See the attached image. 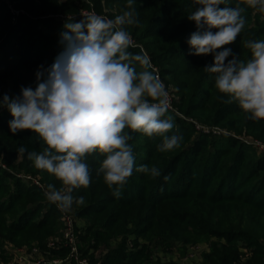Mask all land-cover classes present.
<instances>
[{
	"label": "trees",
	"instance_id": "obj_1",
	"mask_svg": "<svg viewBox=\"0 0 264 264\" xmlns=\"http://www.w3.org/2000/svg\"><path fill=\"white\" fill-rule=\"evenodd\" d=\"M238 3L245 8V26L236 41L225 47L246 61L251 53L245 43L264 40V13L249 8L243 0H230V6ZM126 5L127 0H0V100L4 94L20 95L22 86L35 89L39 66L52 65L62 51L59 34L65 30L63 25L71 17L73 22L83 19L81 8L114 19L127 10ZM134 6L139 23L124 27L147 51L150 61L159 65V75L176 88L177 110L198 123L225 128L229 134L198 131L193 122L174 115L175 126L168 135L182 136L181 146L162 153L157 149L161 138L131 133L135 167L119 199L102 176H97L105 157L99 152L88 156L85 162L92 182L72 193L85 198L84 205L72 207L77 217L86 220L79 252L98 264H172L153 262L148 244L134 243L129 249L124 235L131 232L149 243L157 240L167 249L176 241L214 238L204 254L205 263L264 264V155L239 137L264 143V120L248 118L237 102L225 103L229 97L215 88V74L205 68L213 63L212 54H189L194 50L187 40L196 26L187 15L198 7L193 0H134ZM128 51L144 54L138 45ZM136 67L141 70L138 63ZM12 119L7 108H0V232L8 239L25 230L46 237L60 226L59 211L40 188L28 185L9 169L39 174L46 188L52 184L59 190L62 183L36 169L27 153L17 166L19 146L40 152L43 141L30 130L13 134ZM140 165L155 166L161 175L152 178L140 173L135 170ZM186 228L192 232L188 239L180 236V229ZM118 235L122 240L93 260V253ZM37 238L39 248H45L43 238ZM241 247L249 252L245 259H241ZM66 252L63 247L50 250V255L64 257ZM4 259L0 249V260Z\"/></svg>",
	"mask_w": 264,
	"mask_h": 264
},
{
	"label": "clouds",
	"instance_id": "obj_2",
	"mask_svg": "<svg viewBox=\"0 0 264 264\" xmlns=\"http://www.w3.org/2000/svg\"><path fill=\"white\" fill-rule=\"evenodd\" d=\"M198 6L187 19L196 31L187 40L190 55L212 54L206 70L215 74V88L237 102L254 121L264 120V40H249L245 47L250 58L238 60L232 49L245 26V11L230 0H193ZM249 8L264 13V0H243ZM221 5H224L221 7ZM114 19L84 15L63 25L59 36L62 51L48 68L39 66L36 87H21L20 95H3L0 108H7L13 119L10 131L30 130L43 141L40 152L21 145L17 153L38 170L47 171L62 183L58 190L49 184L47 201L63 213L74 204L84 205V196L74 197V189L88 188L92 182L86 158L99 152L105 158L97 170L112 195L119 199L135 167L131 133L161 138L158 151L181 146L182 136L168 135L174 128L167 115L170 102L163 81L149 69L148 55L133 54L136 47L125 25L139 23L134 0ZM212 29H216L215 32ZM231 59H228L229 57ZM137 63L140 66L137 71ZM152 178L161 171L155 166L135 169ZM169 177L165 176L167 181Z\"/></svg>",
	"mask_w": 264,
	"mask_h": 264
},
{
	"label": "rangeland",
	"instance_id": "obj_3",
	"mask_svg": "<svg viewBox=\"0 0 264 264\" xmlns=\"http://www.w3.org/2000/svg\"><path fill=\"white\" fill-rule=\"evenodd\" d=\"M82 1L89 2V0H82ZM79 13L82 16L96 14L93 12V10H87L84 8H81L79 10ZM133 43L135 45H138L142 49V52L144 54L145 53L147 54V51L141 46V44L136 43L134 41H133ZM151 64H152L151 70L154 72V74H158L159 78L163 81L167 92L169 93V102H170L169 111L171 113V116L173 117L175 115V116H178L180 118H183V119L190 121L189 120V119H191L190 117H186L185 115H183L181 112H179L177 110L176 103L178 102L179 96H178V93L176 92V88L173 86V84L167 83L159 75V65L153 64L152 62H151ZM198 124H201L202 126L206 127V125H204L202 123H198ZM218 128H220V127H218ZM195 129H196V127H195ZM206 129L211 130L212 128L207 126ZM224 130L226 131V133H222V134H227L228 133L227 129L224 128ZM243 136L244 135L239 136L241 138V140H242V138H244ZM247 144L251 145L257 154H260L259 151L256 149V147H254L250 143H247ZM21 160H22V155H19L17 158V161H16L17 166L20 165ZM9 171L13 175L23 179L24 181H25V179L23 178V176L38 177L42 181V177L39 174L31 173V172H24L23 169H18V167L10 168ZM11 182H12V180H9V183H11ZM45 189H47V188L45 187ZM70 214L73 215V217H74V221H75V225H74L75 228L74 229L76 231L77 238L79 239V236L83 233V230L86 226V220L82 217H77L75 215L74 209H71ZM60 227L61 226H56L55 232L53 234L47 235L46 237L38 236L37 234H35L31 230H25L22 232L14 233L12 236V239H8L4 235H2V233L0 232V234L2 235L1 236L0 249L3 250V255L5 257L4 260H0V264H7L9 262L10 263L14 262L11 255H10V252H9V249L11 248V246L12 247H15V246L16 247H20V246L30 247V246L35 245V246L39 247L38 243L40 242V239L37 237H42L43 241H44V245H46V243L48 241H50V240L56 238V236L60 235V233H59ZM190 235H192V232L189 228H186L185 230L180 229V236L186 237V239H188ZM124 236H126V241H127L126 246L129 249L132 248L134 243L139 244L138 246H140V244H148V245H150V248L152 249V260H153V262L157 261V262H161V263H172V264H207L204 262V254L208 253L210 251V247H211L210 242L215 240L214 238H210V239L193 241V242L188 241L185 243L178 242L175 240L176 242L174 244H172L170 248L167 249V248H164L162 243L158 242L157 240L153 241L152 243H149V241L147 239L143 238L142 236L137 237L134 233H131V232H127L126 235H124ZM122 238H123L122 235H118L116 237H113L107 246H101L95 253H93V260L100 259L109 249L116 246L122 240ZM79 246L83 247L80 239L78 242V247ZM40 249H41V247H40ZM42 253L41 254L45 257L46 256L45 253L44 252H42ZM90 253H91V251H90ZM91 264H94V263H91Z\"/></svg>",
	"mask_w": 264,
	"mask_h": 264
},
{
	"label": "built area",
	"instance_id": "obj_4",
	"mask_svg": "<svg viewBox=\"0 0 264 264\" xmlns=\"http://www.w3.org/2000/svg\"><path fill=\"white\" fill-rule=\"evenodd\" d=\"M158 75V74H156ZM195 124V127L198 131L211 133L212 134H222L226 131L222 128L211 127L212 129H206V127L198 124L195 120L189 119ZM210 127V126H209ZM242 140L246 143L252 144L259 153L264 155V143L258 139L243 136ZM3 166V165H2ZM25 181L30 184L40 188L45 193V186L43 182L38 177L23 176ZM57 208V207H56ZM58 210V209H57ZM59 211V210H58ZM59 220H60V235L56 238L48 241L45 245V248L40 249L39 247L33 245L30 247L20 246L12 247L9 249L10 255L14 262L18 264H69L71 262L75 264H91L89 259L85 256H82L78 249V238L75 231V221L73 215L70 214V211L63 213L59 211ZM65 247L67 249L66 255L64 257L50 255V250H58ZM44 252L45 257L42 255ZM241 259H245L249 256V252L246 248L241 247ZM42 253V254H41ZM98 264V263H94Z\"/></svg>",
	"mask_w": 264,
	"mask_h": 264
}]
</instances>
